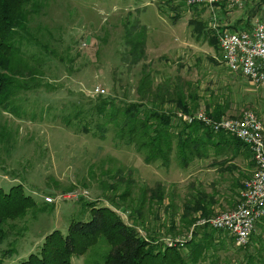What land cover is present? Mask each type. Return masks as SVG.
Returning a JSON list of instances; mask_svg holds the SVG:
<instances>
[{"label": "rangeland", "instance_id": "rangeland-1", "mask_svg": "<svg viewBox=\"0 0 264 264\" xmlns=\"http://www.w3.org/2000/svg\"><path fill=\"white\" fill-rule=\"evenodd\" d=\"M242 1V5L216 4L213 8L195 9L187 0H37L39 6L31 9L29 25L49 48L46 53L50 56L46 57L34 42L22 47L27 55H42V79L49 80L54 88L24 93L22 110L27 112L22 116L0 106V185L9 190L21 182L36 201L24 217L9 219L12 224L7 225L8 234L0 241L3 264H12L36 250L46 232L55 226L66 227L80 210L81 199L113 205L114 194L125 188L132 192L127 202L146 193V219L138 218L141 234L156 233L168 245L169 240L185 237L172 245L189 253L187 243L193 231L188 237L191 229L185 226L184 219L200 217L202 209H195V203L202 192H212V214L232 205L224 203L222 194L226 199L233 197L235 184L217 169L219 164L221 169L226 167L231 158L214 154L216 147L208 142L206 156L197 154L194 148V152L188 151L186 160L174 142L168 164L161 158L148 162L133 146L116 144L113 131H108L105 138L78 131L62 122L57 112L63 102L83 94L96 95L97 85L105 89L104 95L138 99L139 80L148 70L155 85L169 80L174 85L184 82L196 88L202 96L198 108L206 109L208 100L220 99L229 100L233 106L226 114L249 108L256 111L249 104L253 97L249 87L259 84L232 71L222 61L220 47L209 40L210 35L217 33L215 19L220 26L233 27V15L254 8L257 2ZM263 3L256 12L258 18H264ZM27 6L33 7L31 3ZM196 16L205 20L210 30L206 39H198L192 32L195 24H189V20ZM253 21L252 18L249 23ZM132 23L134 32L143 29L146 35L145 56L138 62L131 61V45L126 41L127 27ZM164 108H175V103L167 101ZM200 145L205 148L203 143ZM241 163L244 180L253 172V165L245 159ZM158 183H162L165 193L161 202L152 195ZM84 189L87 195H82ZM47 195L54 199L48 200ZM126 206L113 207L126 221L134 222ZM224 234L215 232V237H227V248L213 247L208 252L220 253V264L227 260V264H243V250L231 245V236ZM255 234L264 237V218L258 222ZM71 264H85L84 255L74 256Z\"/></svg>", "mask_w": 264, "mask_h": 264}, {"label": "trees", "instance_id": "trees-1", "mask_svg": "<svg viewBox=\"0 0 264 264\" xmlns=\"http://www.w3.org/2000/svg\"><path fill=\"white\" fill-rule=\"evenodd\" d=\"M29 3L32 8L27 6ZM38 6L37 0H0V106L19 116L27 112L22 110L26 100L24 93L54 88L49 80L42 79L41 66L45 62L42 55H27L22 47L25 43L34 42L46 57L50 56L46 53L49 48L32 33L29 25L31 9ZM193 6L195 9L203 7L198 4ZM189 24H195L192 32L196 38L206 39L209 36L210 30L205 20L198 16L191 17ZM134 25L132 23L127 27L126 41L131 45V61L138 62L145 56L146 35L143 29L134 32ZM209 40L220 47L216 32L209 36ZM137 90L138 99L119 98L102 92L87 96L83 94L63 102V108L57 114L68 126L96 137L105 138L108 131H113L116 144L133 146L144 154L148 162L161 158L164 164H168L174 142L186 160L189 158L188 151L194 152V148L197 154L206 156L208 151L205 144L208 142L214 144V154L217 155L227 154L231 158L237 152L233 153L231 148L243 145L247 148L248 157L252 154L250 147L234 134L224 130L215 131L199 119L188 122L179 116V111L194 112L198 109L202 96L196 88L186 86L184 82L174 85L169 80L155 85L154 77L148 70L143 72ZM213 100L207 101L206 110L215 117L226 114L231 102ZM167 101L174 102L175 108H164ZM211 105H214L213 108ZM200 143L205 148H201ZM250 162L253 164V159ZM232 165L237 167L236 163ZM111 187L114 189V184ZM131 193L130 188H125L121 193L114 194L113 205L81 199L80 210L73 214L66 227L55 226L46 232L36 250L12 264H71L76 255H84L85 264H197L200 260L206 261V264H220V253L214 250L209 253L208 250L213 247L216 250L226 249L227 237H215V232H227L208 223H196L195 217L186 218L185 226L193 229V237L187 243L189 253H184L181 247L161 241L156 233L149 231L146 235L141 234L138 218L146 219L144 208L147 197L143 191L127 202L126 198ZM152 195L160 202L164 199L162 183L152 189ZM213 200L212 192L209 195L202 192L196 199L195 209L201 208V215L209 216L212 214L210 205ZM35 205L34 196L25 191L21 182L13 184L9 190H4L0 185V241L8 234L7 225L12 224L9 219L24 217ZM114 205L117 208L127 205L125 208L134 222L126 221ZM184 216L187 217L186 214ZM231 238V245H235ZM236 247L243 250L240 258L243 264H264L262 235L254 231L247 244ZM3 263L1 256L0 264Z\"/></svg>", "mask_w": 264, "mask_h": 264}, {"label": "built area", "instance_id": "built-area-1", "mask_svg": "<svg viewBox=\"0 0 264 264\" xmlns=\"http://www.w3.org/2000/svg\"><path fill=\"white\" fill-rule=\"evenodd\" d=\"M188 4H198L213 8L216 4L242 5V0H187ZM216 17V12H214ZM215 19L222 61L235 72H240L257 84L264 83V18L253 23L238 26H220ZM95 91L104 92L99 85ZM179 116L188 122L199 119L215 131L232 133L246 143L255 161L253 172L243 180L238 202L227 209L211 215H200L196 223H208L231 235L236 246L245 245L257 229V222L264 216V121L257 111L244 109L240 114H223L215 117L204 107L194 112L179 111ZM86 194L85 189L81 191ZM79 195V191H77ZM77 195V196H78ZM48 200L54 197L47 195ZM191 228L188 237L191 236ZM185 237L169 240V245L183 241ZM167 243V242H166Z\"/></svg>", "mask_w": 264, "mask_h": 264}, {"label": "crops", "instance_id": "crops-1", "mask_svg": "<svg viewBox=\"0 0 264 264\" xmlns=\"http://www.w3.org/2000/svg\"><path fill=\"white\" fill-rule=\"evenodd\" d=\"M263 1L264 0H257L256 6L254 8H251L250 10H247V11L242 12L240 15H238V14L237 15H233V18L234 19H232V20H234V23L232 25L233 26H238L239 24H243L245 22H247L248 24H250L249 21L252 18H253L254 21H256L258 19H262V18L256 17V14H257L256 12L258 11L259 8H261L259 6V4H260V2H263ZM263 5H264V3H263ZM249 89H252V91H251L252 93L251 94H253L252 95L253 97H251V99L249 100V104H251L252 106H255L256 107L257 113L259 114V116L264 121V83H261V84H259V86H256V87H249ZM232 107L229 108L227 111H230L231 112ZM240 113H237V114H240ZM233 114H236V113H233ZM236 150H237V152H236ZM231 151L233 153H235V152L236 153L234 154L233 157H231L232 159H230L229 162L226 163V167H224L223 169H221V166L219 164V166L217 168V169H219L218 171H219V174L220 175H221V173L225 172V174H224L225 177L231 179L232 185L235 184L233 186L234 187V192H235L234 195H233V197H232V195H229L228 196V199H226V198H224V195L222 194V200L224 199V201H225L224 203H228L229 205L232 204L230 207L234 206L238 202L239 194H240V188L243 185L242 178L244 177L245 174H242V172L243 173L245 172L244 171L245 168H243V166L241 165L242 164L241 163V160L245 159V161L247 162L250 159H253V161H254V158H253V155L252 154H250L249 157H248V155H247V148L244 145L243 146H240V147H237V148H231ZM232 163H236L237 164V167H234L232 165ZM252 165H253V168L252 169H254V167H255V161H254V163ZM225 195H227V193H225ZM216 201H217V203L220 202V197L219 196L216 199Z\"/></svg>", "mask_w": 264, "mask_h": 264}]
</instances>
